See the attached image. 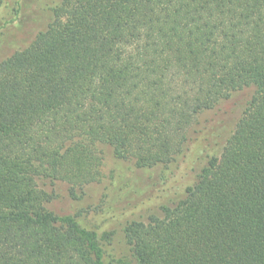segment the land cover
I'll return each mask as SVG.
<instances>
[{
    "label": "trees",
    "instance_id": "16d2710c",
    "mask_svg": "<svg viewBox=\"0 0 264 264\" xmlns=\"http://www.w3.org/2000/svg\"><path fill=\"white\" fill-rule=\"evenodd\" d=\"M233 94L222 152L161 216L126 224L122 264H264V0H60L0 60V264H104L103 237L82 211L50 210L41 185L79 199L106 148L152 173L118 204L134 209L188 158L199 115Z\"/></svg>",
    "mask_w": 264,
    "mask_h": 264
},
{
    "label": "rangeland",
    "instance_id": "374dc122",
    "mask_svg": "<svg viewBox=\"0 0 264 264\" xmlns=\"http://www.w3.org/2000/svg\"><path fill=\"white\" fill-rule=\"evenodd\" d=\"M59 3L60 0H4L0 8V26H3L0 34V60L24 48L38 31L45 30L53 20V10ZM241 98L240 94H233L217 108L199 115L201 132L188 158L179 160L178 166L173 165L174 174L167 183L155 192L151 190L150 197L136 208L119 211L118 204L133 187V179H139L143 187L152 173L145 172L139 178L136 177L133 166L123 163L118 167L106 148L102 149L101 182L87 187L79 199L70 196L69 187L64 182H56L53 186L41 185L54 195L48 208L58 215H76L82 211L78 218L80 225L106 238L101 240L104 264H122L121 261L130 257L123 228L132 221L145 222L151 214L161 216L159 209L162 205L170 204L184 195L186 187L195 182L207 157L219 156L222 152L241 116ZM88 208L89 213H85Z\"/></svg>",
    "mask_w": 264,
    "mask_h": 264
}]
</instances>
